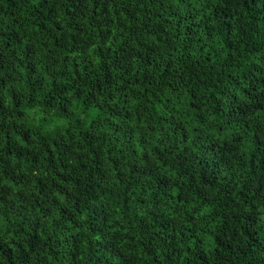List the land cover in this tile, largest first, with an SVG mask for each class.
Returning <instances> with one entry per match:
<instances>
[{"label":"trees","instance_id":"1","mask_svg":"<svg viewBox=\"0 0 264 264\" xmlns=\"http://www.w3.org/2000/svg\"><path fill=\"white\" fill-rule=\"evenodd\" d=\"M0 264H264V0H0Z\"/></svg>","mask_w":264,"mask_h":264}]
</instances>
